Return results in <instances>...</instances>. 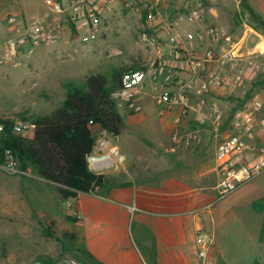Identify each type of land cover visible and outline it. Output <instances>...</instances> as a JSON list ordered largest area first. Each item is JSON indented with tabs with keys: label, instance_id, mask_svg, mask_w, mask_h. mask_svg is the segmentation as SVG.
<instances>
[{
	"label": "built area",
	"instance_id": "obj_1",
	"mask_svg": "<svg viewBox=\"0 0 264 264\" xmlns=\"http://www.w3.org/2000/svg\"><path fill=\"white\" fill-rule=\"evenodd\" d=\"M46 8L31 21L6 13L0 16V29L10 33L4 48L10 56H32L36 50L55 46L66 28L77 29L82 22L91 38L101 35L105 14L116 0L94 6L92 0H43ZM126 9H132V1ZM138 37L148 57L136 69L122 73L120 84L110 97L119 113L138 114L146 101L154 105L158 117L171 116L168 152L190 146L200 147L211 139L217 187L221 193L251 181L264 171V53L257 43L248 44L244 32L234 37L212 23L200 1L181 0L168 15L159 12L158 2H137ZM78 31V29H77ZM85 37L82 42L86 41ZM81 47H84L81 45ZM80 48L74 47L72 57ZM0 63H3L0 60ZM240 99L225 130H221L229 101ZM3 119L12 121L10 132L19 137L33 134L29 120L0 117V136L5 132ZM125 157L112 144L105 131L97 133L87 157L89 169L96 174L111 167L125 170ZM0 171L9 176L32 178L30 170L20 168L10 149H4ZM72 199H69L70 201ZM66 206H69L67 204ZM135 210L130 208V212ZM213 237L199 230L195 245L201 264H209L207 254Z\"/></svg>",
	"mask_w": 264,
	"mask_h": 264
},
{
	"label": "crops",
	"instance_id": "obj_2",
	"mask_svg": "<svg viewBox=\"0 0 264 264\" xmlns=\"http://www.w3.org/2000/svg\"><path fill=\"white\" fill-rule=\"evenodd\" d=\"M106 1L92 0V4L104 6ZM130 1L133 19L138 23L135 8L140 0H116L114 9L105 14L106 26L101 35L91 38L87 31L80 36L77 29L66 28L59 43L48 51L50 59L79 45L84 46V52L88 42L91 54L95 53L103 45L104 35L113 32L114 25L130 20V16L123 15ZM152 1L158 2L160 14L166 16L181 0ZM198 1L209 20L232 36L245 32L248 44L253 45L258 41L256 34L262 35L241 16L240 0ZM13 4L0 0V16L14 7L22 11L19 0ZM249 5L252 12L264 15L263 2L252 0ZM30 8L34 10L33 6ZM85 37L87 40L82 42ZM261 45L264 43L258 45L259 49L263 48ZM144 107V111L150 109L156 115L150 100ZM156 117L166 127L168 145L171 116ZM96 129L95 134L103 131ZM105 134L111 141L121 136ZM206 141L207 137L200 147L168 152L172 160L167 162L153 157L147 161L132 152L123 154L126 169H113L103 175L108 186L127 183L126 186H112L104 196L80 193L75 199L63 201L72 218L78 247L102 264H201L195 245L196 234L201 230L214 240L207 254L209 264H264V171L249 182L218 193L215 165L201 156L206 152ZM260 141L264 144V135ZM29 179L52 186L55 191L53 184L34 175ZM131 207L135 208L133 212Z\"/></svg>",
	"mask_w": 264,
	"mask_h": 264
},
{
	"label": "rangeland",
	"instance_id": "obj_3",
	"mask_svg": "<svg viewBox=\"0 0 264 264\" xmlns=\"http://www.w3.org/2000/svg\"><path fill=\"white\" fill-rule=\"evenodd\" d=\"M1 1L15 5L16 0ZM258 1L264 5V0ZM19 2L22 11L14 7L9 13L24 17L26 21L41 15L46 8L42 0ZM246 2L250 6L252 0ZM239 9L241 16L255 27L247 12L244 13L241 6ZM132 12V9L124 10L122 14L130 16V20L114 25L113 32L104 35L105 41L95 53L91 54L92 46L88 42L87 50L83 52V47L79 45L77 48L80 49L72 57L67 53L74 47L50 59L48 51L54 46L40 48L29 57L10 56L4 48L10 33L1 28L0 117L20 118L18 114L23 112H27V116L49 114L63 103L68 85L85 89V79L91 74L110 76L114 68H128L144 62L148 53L139 40L140 24L139 20L135 23ZM259 14L264 18L263 14ZM77 29L80 36L87 33V27L82 22L77 24ZM121 116L124 128L121 136L114 137L112 141L121 154L132 152L147 161L152 157L163 158L166 162L172 160L167 151L166 127L150 109L132 116ZM204 149L203 160L214 164L213 145L207 144ZM113 169L111 167L103 173ZM56 197L52 186L0 171V264H41V259L52 260L54 264H82L73 258L78 254V244L75 242V250L71 251L63 245L64 236L74 233V225L65 203ZM47 229L55 238L47 235Z\"/></svg>",
	"mask_w": 264,
	"mask_h": 264
},
{
	"label": "trees",
	"instance_id": "obj_4",
	"mask_svg": "<svg viewBox=\"0 0 264 264\" xmlns=\"http://www.w3.org/2000/svg\"><path fill=\"white\" fill-rule=\"evenodd\" d=\"M240 6L242 7L241 4ZM242 9L245 13L243 7ZM255 15L264 25V20ZM249 20L264 34V29L259 24L250 17ZM137 67L138 65L114 68L110 76L91 74L85 79V89L68 85L63 103L49 114L27 116V112L19 113L21 119L29 120L34 125L32 137L12 134V121L3 119L5 132L0 136V159L2 151L10 149L21 169L30 170L32 175L55 186L57 197L61 201L75 199L80 193L104 196L112 186H126L127 183L108 186L105 175L96 174L89 169L87 157L94 146V129L100 128L112 136L121 134L124 121L110 95L119 87L122 73ZM229 104L230 109L225 114L221 130L227 128L242 102L236 99L229 101ZM205 144L212 145L211 139L207 137ZM46 233L55 238L50 229ZM64 238L65 248L68 251L75 250L76 235L66 234ZM76 250L78 254L73 255V258L80 263L102 264L82 248L78 247ZM41 264H54V261L41 259Z\"/></svg>",
	"mask_w": 264,
	"mask_h": 264
},
{
	"label": "water",
	"instance_id": "obj_5",
	"mask_svg": "<svg viewBox=\"0 0 264 264\" xmlns=\"http://www.w3.org/2000/svg\"><path fill=\"white\" fill-rule=\"evenodd\" d=\"M240 3L242 5V7L244 8V10L249 15V17L253 21H255L257 24H259L262 27V29H264V25L262 23H260V21L258 20V18L256 17V15L250 10V8L248 7V4H247L246 0H240Z\"/></svg>",
	"mask_w": 264,
	"mask_h": 264
},
{
	"label": "bare ground",
	"instance_id": "obj_6",
	"mask_svg": "<svg viewBox=\"0 0 264 264\" xmlns=\"http://www.w3.org/2000/svg\"><path fill=\"white\" fill-rule=\"evenodd\" d=\"M261 47H263L262 49H260L263 53H264V46L263 45H261Z\"/></svg>",
	"mask_w": 264,
	"mask_h": 264
}]
</instances>
